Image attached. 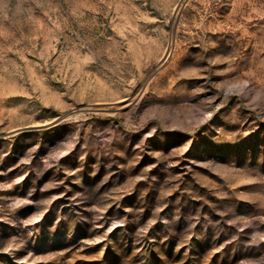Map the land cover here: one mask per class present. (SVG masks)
Masks as SVG:
<instances>
[{
    "label": "rangeland",
    "instance_id": "rangeland-1",
    "mask_svg": "<svg viewBox=\"0 0 264 264\" xmlns=\"http://www.w3.org/2000/svg\"><path fill=\"white\" fill-rule=\"evenodd\" d=\"M0 264H264V0H0Z\"/></svg>",
    "mask_w": 264,
    "mask_h": 264
}]
</instances>
